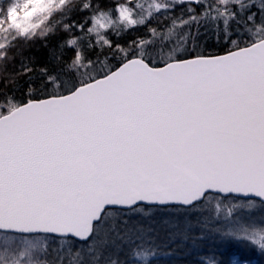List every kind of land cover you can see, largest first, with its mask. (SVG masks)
Wrapping results in <instances>:
<instances>
[{
  "label": "snow or ice",
  "instance_id": "6c2138e0",
  "mask_svg": "<svg viewBox=\"0 0 264 264\" xmlns=\"http://www.w3.org/2000/svg\"><path fill=\"white\" fill-rule=\"evenodd\" d=\"M0 264H264V0H0Z\"/></svg>",
  "mask_w": 264,
  "mask_h": 264
}]
</instances>
